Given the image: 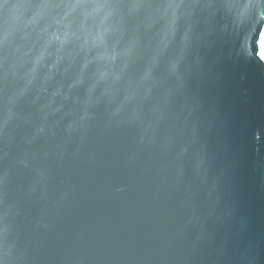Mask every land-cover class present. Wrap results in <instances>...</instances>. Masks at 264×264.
I'll return each instance as SVG.
<instances>
[{
    "label": "water",
    "instance_id": "obj_1",
    "mask_svg": "<svg viewBox=\"0 0 264 264\" xmlns=\"http://www.w3.org/2000/svg\"><path fill=\"white\" fill-rule=\"evenodd\" d=\"M264 0H0V264H264Z\"/></svg>",
    "mask_w": 264,
    "mask_h": 264
},
{
    "label": "rangeland",
    "instance_id": "obj_2",
    "mask_svg": "<svg viewBox=\"0 0 264 264\" xmlns=\"http://www.w3.org/2000/svg\"><path fill=\"white\" fill-rule=\"evenodd\" d=\"M261 42H262V39L260 41V57L264 60V44L262 45ZM263 43H264V41H263Z\"/></svg>",
    "mask_w": 264,
    "mask_h": 264
},
{
    "label": "bare ground",
    "instance_id": "obj_3",
    "mask_svg": "<svg viewBox=\"0 0 264 264\" xmlns=\"http://www.w3.org/2000/svg\"><path fill=\"white\" fill-rule=\"evenodd\" d=\"M261 39H262V42H261V43H262V45H263V44H264V43H263V41H264V31H263V33H262V37H261ZM260 41H261V40H260ZM262 45H261V46H262Z\"/></svg>",
    "mask_w": 264,
    "mask_h": 264
}]
</instances>
